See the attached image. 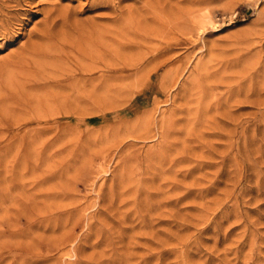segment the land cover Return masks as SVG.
<instances>
[{"label": "rangeland", "instance_id": "rangeland-1", "mask_svg": "<svg viewBox=\"0 0 264 264\" xmlns=\"http://www.w3.org/2000/svg\"><path fill=\"white\" fill-rule=\"evenodd\" d=\"M0 9V264H264V0ZM49 13L102 43L21 72Z\"/></svg>", "mask_w": 264, "mask_h": 264}, {"label": "bare ground", "instance_id": "bare-ground-1", "mask_svg": "<svg viewBox=\"0 0 264 264\" xmlns=\"http://www.w3.org/2000/svg\"><path fill=\"white\" fill-rule=\"evenodd\" d=\"M10 2V1H9ZM4 4V3H3ZM3 6V5H2ZM7 7V5H6ZM54 7V6H53ZM2 8V7H1ZM81 8V7H80ZM83 8V7H82ZM12 9V8H11ZM1 10V9H0ZM5 10V9H3ZM7 10V9H6ZM53 10V9H52ZM61 9H59V12H60ZM20 11V10H19ZM18 11V12H19ZM7 12V11H6ZM23 11H20L19 13H21ZM57 12V11H56ZM55 12V13H56ZM62 12V11H61ZM66 12V10H65ZM68 12V11H67ZM9 13V12H7ZM25 13V11H24ZM32 13V12H31ZM1 14V13H0ZM17 14V13H16ZM23 14V13H22ZM26 14V13H25ZM27 14H30L28 13L27 11ZM59 15V14H58ZM63 15V14H62ZM62 15H59L57 17H54L56 15L52 14V13H49L48 14V18H47V21L45 23V26H44V29L39 32L38 34L35 35V38H36V43L32 44L30 47H29V51L27 52V56H30L29 59H24L22 60L20 63H19V68H20V71L21 72H24L25 69H35L37 73L39 72H43V73H46L49 69H65V67H68L69 64H72L70 66L74 67V64L75 65H80L82 64L81 62H83V58H87L89 56H91V54L94 52V48L96 47V44L97 43H102L100 41V38H98L96 36L97 34V31H96V34L93 33V32H90L88 30H85V29H77L74 31V30H70V26H69V19H68V16L67 18L65 16H62ZM4 14L1 16L3 17ZM47 16V15H46ZM73 16V15H72ZM11 17V16H10ZM8 17V18H10ZM17 17V16H16ZM15 17V18H16ZM64 18L63 20H61L59 22V20H57V18ZM74 17V16H73ZM14 18V17H13ZM10 20V19H9ZM5 22V21H4ZM122 22V21H121ZM61 23V24H60ZM6 24V23H4ZM8 24L9 21H8ZM108 24V23H107ZM119 24V23H118ZM125 24V23H124ZM87 25V24H86ZM60 28L61 27V30L58 31L57 28ZM9 30V29H8ZM93 31V29H92ZM102 31V30H101ZM112 31V30H111ZM139 31V30H138ZM3 32V31H2ZM0 32V33H2ZM106 32V30H105ZM108 32V31H107ZM106 32V33H107ZM99 34H101L100 32H98ZM112 33V32H111ZM4 34V32H3ZM8 34V33H7ZM113 34V33H112ZM116 34V33H115ZM114 34V35H115ZM106 35V34H104ZM117 35V34H116ZM8 36V35H7ZM99 36V35H98ZM108 36V35H107ZM111 38L112 36L109 35ZM107 38V37H106ZM110 38V39H111ZM124 38V37H123ZM103 39V38H102ZM113 39V38H112ZM111 39V40H112ZM122 39V38H121ZM127 39V38H126ZM103 41V40H102ZM108 40H106L107 42ZM103 41V43H106ZM110 42V41H109ZM107 42V43H109ZM106 43V44H107ZM98 45V44H97ZM104 46V45H103ZM101 46V48L103 47ZM113 46V45H112ZM108 47V46H105V48ZM129 47V46H128ZM136 47V46H135ZM97 49V48H96ZM95 49V50H96ZM111 49V47H110ZM136 49V48H135ZM109 50V49H108ZM118 50V49H117ZM97 52V50H96ZM94 52V53H96ZM100 52V51H99ZM100 54V53H98ZM102 54V53H101ZM100 54V55H101ZM28 58V57H27ZM91 58V57H90ZM93 58V57H92ZM91 58V60H92ZM35 59H42V61H45V62H42V63H38V60L36 61ZM97 59V58H96ZM48 60H53L52 63H50ZM90 61V60H89ZM94 62V61H93ZM87 63V62H86ZM93 64V63H92ZM113 64V63H112ZM16 66V65H15ZM12 68V67H10ZM69 68V67H68ZM17 69V68H16ZM15 69V70H16ZM31 69V70H33ZM70 69V68H69ZM72 69V68H71ZM10 70V69H9ZM13 70V69H11ZM49 70V71H50ZM66 70V69H65ZM19 71V70H18ZM58 71V72H60ZM1 72V71H0ZM3 72V71H2ZM6 72V71H5ZM10 72V71H9ZM26 72V71H25ZM35 72V71H34ZM35 72V73H36ZM62 72V71H61ZM65 72V71H63ZM16 73V72H15ZM57 73V71H56ZM55 73V74H56ZM2 74V73H1ZM0 76H3L1 75ZM5 74V73H4ZM8 74V73H7ZM11 74V73H10ZM28 74V73H27ZM27 74L25 75V73L23 75H25V77L27 76ZM54 74V72H53ZM15 74L10 75L11 77H14ZM17 75V74H16ZM29 75V74H28ZM47 75V73H46ZM44 75V76H46ZM50 75V74H49ZM63 75V73L61 74ZM65 75V74H64ZM32 76V75H31ZM30 76V78H32ZM60 76V75H59ZM9 77V76H7ZM16 77V76H15ZM50 77V76H49ZM62 77V76H61ZM1 78V77H0ZM4 78V77H3ZM2 78V79H3ZM24 79V78H23ZM5 80V79H3ZM9 80V78H7V80L4 82V83H7V81ZM19 80V79H18ZM15 81V80H14ZM17 81V80H16ZM15 81V82H16ZM28 81V80H27ZM9 82V81H8ZM29 83L31 82L30 80L28 81ZM2 83V86L3 84ZM21 84V82H18ZM28 84V83H27ZM26 84V85H27ZM7 90L9 89L8 92L12 91L13 90V87H14V83L12 80H10L9 84L7 83ZM24 86V85H23ZM22 86V87H23ZM52 86V85H51ZM59 87V86H58ZM6 88V87H5ZM19 88V87H18ZM26 88V86H25ZM23 89V88H22ZM6 89L3 88L2 91H4ZM18 90V89H17ZM14 91L15 88H14ZM106 91V90H105ZM25 92V91H24ZM2 94H4V92H1ZM6 94V93H5ZM19 94V93H18ZM17 94V95H18ZM15 95V94H14ZM16 95V96H17ZM17 97H20V96H17ZM59 97V96H58ZM5 98V97H2V99ZM13 98V97H12ZM21 98V97H20ZM62 98V97H61ZM15 99L12 100V102L14 101ZM16 101H19L16 99ZM15 101V102H16ZM11 102V101H10ZM8 103V102H7ZM18 103V102H17ZM5 104V102H4ZM12 104H15L14 102ZM1 106H3V100L0 99V108H2ZM5 106V105H4ZM9 108V107H8ZM89 108V107H88ZM39 109V108H38ZM55 109V108H54ZM1 110V109H0ZM11 121V120H10ZM18 120H16L17 122ZM13 122V121H12Z\"/></svg>", "mask_w": 264, "mask_h": 264}]
</instances>
